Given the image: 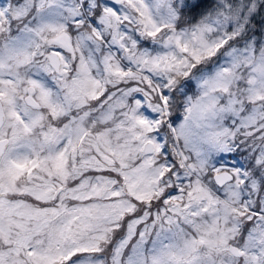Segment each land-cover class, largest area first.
Masks as SVG:
<instances>
[{
  "label": "snow or ice",
  "instance_id": "6c2138e0",
  "mask_svg": "<svg viewBox=\"0 0 264 264\" xmlns=\"http://www.w3.org/2000/svg\"><path fill=\"white\" fill-rule=\"evenodd\" d=\"M0 264H264V0H0Z\"/></svg>",
  "mask_w": 264,
  "mask_h": 264
}]
</instances>
